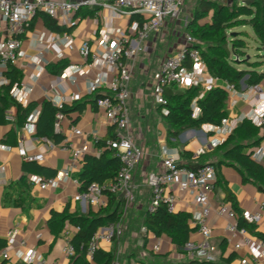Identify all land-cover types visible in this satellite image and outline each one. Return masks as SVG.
Listing matches in <instances>:
<instances>
[{"label":"crops","instance_id":"obj_1","mask_svg":"<svg viewBox=\"0 0 264 264\" xmlns=\"http://www.w3.org/2000/svg\"><path fill=\"white\" fill-rule=\"evenodd\" d=\"M189 1L191 2V0ZM213 1L222 4L229 2V0ZM195 6L196 4L192 8V13ZM83 14H86L84 18L87 19L81 21ZM76 17L79 21L69 34L73 37L74 44L77 46L84 40L88 41L89 44L96 43L99 39L98 31L105 22L111 21L113 27L125 28L127 26L126 18H114L106 11H102L100 16H95L92 9L85 8ZM86 22H89V24L86 25ZM174 22L167 19L161 30L158 33L151 34L148 40L143 43L144 51L137 57V60H140L137 67L139 79L134 84L132 83L133 78L129 82V85L132 84L133 91L132 93L130 91L128 101L129 132L135 145L143 151L142 158L133 172V201L126 205L119 196L112 195L106 196V206L102 208L80 204L74 200V196L79 192V187L73 184L72 179L78 180L77 176L81 172L82 165L77 172L72 174L70 179H63L60 175L69 161L71 147L83 148L86 152L85 155L98 157L103 148L95 146L97 141L109 140L111 139L110 136H113L112 129L107 126L103 113L97 107L94 110L88 102L81 113L73 112L69 116H65L59 134L62 136V140L58 143L46 138L36 137L35 130L33 133L24 131L22 129L24 125L22 127L16 126L13 110L11 109L6 115L12 114L13 121H7L5 116V124L0 126V239L6 240L7 233L16 230L17 234L13 243L15 247L20 248L22 251H35L45 258L47 264H69L70 261L64 257L63 250L66 243L70 242L76 234L78 228L66 223L60 234L53 235L47 226L51 213L66 211L68 215L85 216L89 213L96 214L99 210H104L107 214L117 209L121 213L117 224L120 225L122 234L115 236L110 243L100 242L98 248L105 253L113 254L111 264L191 263L192 261L184 255L183 251L179 252L166 235L156 237L147 232L143 226L144 217L148 213L147 206L151 199V189L146 184V177L150 172L159 173L163 171V160L170 154L179 156L180 166L212 165L215 172L218 173V178H216L214 190L210 195L211 207L214 208L215 205L220 203H227L232 207L228 202L229 200H226L224 192V188H226L232 195L239 213L242 211H260V222L257 224L246 223L250 230L245 229L253 238L260 239L255 233L264 237V194L258 192L252 184L242 181L239 173L226 160H223L224 153L220 147L227 136L230 135L226 133L227 126L235 121L240 123L245 120L244 117L251 110L252 103L243 101L238 97H234L235 103H233L227 97L226 119L222 122L223 129L218 133L209 131V125H203L198 130H185L176 140L167 137V127L162 119L164 109H160L161 107L156 105L152 98L154 85L152 76L166 57L176 53L185 45L184 37L178 45L171 46H169V39L164 37V31L168 25ZM38 23L44 29L38 31V33L45 35V37L49 34H57L44 27L40 15L34 19L33 32H37L36 26ZM82 23L85 24L83 27H81ZM244 27L249 28L252 34L249 37L255 44V57L262 56V51L258 50V43L252 29L249 26L240 28ZM240 28L231 30L229 34L234 36L241 33L242 29ZM60 47L62 48V46ZM22 50L29 57L38 56V50L31 45L27 37L22 38ZM247 51L248 46L245 52ZM66 53L67 50L63 49V57L57 59L50 49L43 50L42 65L45 63V66H43V71L37 78L35 68L31 66L28 60L21 62L26 65L25 70L21 71L18 66H15L23 75V83L33 88V91L20 103L21 105L26 106L31 102L40 104L43 100H46L45 94L49 91L51 84L62 89V97L79 94V101L81 102L95 98L86 94L83 77H79L76 84H71L69 81L59 80L60 73L51 74L47 71L49 65L57 64L60 61H66L67 65L80 63L77 53L75 56H68ZM258 60L261 59L258 58ZM247 62L253 63L255 61L251 62L249 55H246L245 58H240L237 64L238 69H246ZM258 71L263 72L264 66L259 67ZM41 80L44 82H41ZM214 83V87L219 88H223L226 84V82L216 78ZM259 85L262 87V94L257 97V100L264 102V80ZM247 86L244 81L243 83L240 81L236 89L243 92ZM200 89V94L203 95L206 90L204 87H200ZM72 104L66 105L71 106ZM34 110L40 112V107L38 106ZM74 127L80 129L83 135L74 136L72 133ZM11 131L14 132L13 138H15L17 144L19 140L25 138L29 147H34V149L32 148L34 151L42 145L41 139L52 142L55 148L46 153L42 163L24 162L17 154V144L14 146L10 144L12 139L10 141L6 139ZM263 131L264 127L260 129L259 135L260 137L263 136L262 139L264 140ZM218 141H221V143L218 144ZM258 164L264 168V160ZM52 173L57 180L56 185L45 191H41L36 185L28 182L29 175L49 178L47 175ZM169 194H172L176 199L175 212L188 213L191 216L188 225L193 231L189 234L188 241L200 242L201 237L196 233L192 224V218L198 212L193 194L191 192L181 193L176 187ZM224 223H226L224 219L217 217L214 213L211 215L209 242L216 249L215 256L217 259L212 264H239L241 259L248 257V253L244 248L238 251L233 249V245L241 243V239L237 236L231 238V243H229L227 239L230 237L225 231ZM104 229L105 227L98 231ZM20 241H24L26 245L20 247ZM157 243L160 244V250L154 252L153 247ZM87 261L89 264H94L92 259L88 257ZM0 264L23 263L15 258L10 262H4L0 257ZM258 264H264V262Z\"/></svg>","mask_w":264,"mask_h":264},{"label":"built area","instance_id":"obj_2","mask_svg":"<svg viewBox=\"0 0 264 264\" xmlns=\"http://www.w3.org/2000/svg\"><path fill=\"white\" fill-rule=\"evenodd\" d=\"M184 0H0V86L8 85L9 80L5 76L8 65L18 66L22 71L26 65L23 60H28L35 68L36 78L43 71V50L50 49L57 59L63 57V49L76 51L80 63L67 65L59 75V80L76 84L79 77L84 78L86 94L94 96L101 92L104 95L96 99V107L103 113L108 127L112 129L113 138L105 142L106 148L114 150V155L120 160V169L110 182L102 185L91 184L85 191H79L74 200L86 206L102 208L106 206V196H119L126 205H129L133 197L132 177L138 166L143 151L135 145L129 132V108L130 98L129 82L131 71L129 64L144 51L143 43L151 34L158 33L167 19L176 21L180 15ZM93 10L95 16H100L106 11L114 18H126L125 28L113 27L111 21L99 29V39L94 44L82 41L78 46L69 33L45 35L33 32L34 19L39 15H47L57 25L65 28L73 27L79 20L76 15L81 9ZM137 17V18H133ZM30 33V34H29ZM27 37L31 45L38 50V56L29 57L22 50V38ZM185 45L176 53L166 57L158 70L153 74L152 98L156 105H165L164 90L171 85H177L180 89L204 87L206 91L214 88V79L208 73L201 54L195 48L196 41L185 34ZM62 46V48L60 47ZM235 62H239L238 56H233ZM227 97L234 102V97L252 103L248 115L244 117L255 127H264V102H259L257 97L262 94L259 84L250 85L243 92H239L233 84L226 83L222 88ZM33 91L23 81L15 84L10 90V96L21 103L24 98ZM63 91L54 84L45 94V98L55 108L61 110L66 104H72L80 100L79 94L62 97ZM203 95H199L201 98ZM193 116L197 117L199 110L192 105ZM163 114L166 111L163 110ZM39 112L34 110L26 119L23 130L34 132ZM65 115L58 111L55 115L54 133H61V123ZM7 121H13L12 114L6 115ZM243 120V119H242ZM237 121L227 126L226 133L230 134L237 126ZM220 126L209 125V131L220 132ZM74 136H82L80 129H72ZM97 141V139L95 138ZM41 146L34 151L29 147L25 138L17 144V154L24 162L42 163L47 152L52 151L55 145L45 139ZM221 141H218L220 144ZM33 148V149H32ZM85 149H70V157L67 166L61 171L63 179H70L72 174L81 167V160L85 155ZM251 158L256 163L264 160V140L251 153ZM177 154L167 155L163 160V171L150 172L146 177V184L151 189V199L147 206V212L152 214L165 204L169 213L175 212V197L169 194L173 188L181 193L191 192L198 212L192 218V224L196 233L201 237L198 243L187 241L183 246L184 255L192 261L191 264L215 263L216 249L210 244V229L208 217L214 213L225 220V231L230 238L240 237L241 243L233 245L235 251L244 248L248 253L247 258L240 260L239 264H258L264 262V241L253 238L244 227H239V221L247 224H257L261 220L260 211H242L237 213L229 204L220 203L212 208L210 195L214 190L216 172L212 165L205 164L195 169L179 165ZM28 182L36 185L41 191H45L56 185V178H44L39 175H29ZM74 185L80 188V183L73 178ZM262 209V208H261ZM120 225L110 224L104 230L97 231L91 238L86 255L92 259L100 242L110 243L119 235ZM17 231L7 233V244L0 252L4 262H10L13 258L23 264H47L45 258L33 250L22 251L13 244ZM24 241L19 242L24 247ZM160 244L153 247L154 252H159ZM64 257L70 261L75 256V248L67 242ZM57 264V263H53Z\"/></svg>","mask_w":264,"mask_h":264},{"label":"trees","instance_id":"obj_3","mask_svg":"<svg viewBox=\"0 0 264 264\" xmlns=\"http://www.w3.org/2000/svg\"><path fill=\"white\" fill-rule=\"evenodd\" d=\"M82 10L77 15H80ZM40 16L44 27L50 32L63 34L71 33L74 30V26L71 28L61 27L49 16L44 14ZM85 16L86 14H83L82 18ZM243 26H249L252 29L262 56L258 57L261 60H256L253 63L247 62L246 69H238V63L234 61L233 56L245 58L247 45L241 33L233 36L229 32ZM185 34L196 41L195 48L200 52L206 69L213 78L233 84L235 87H238L239 82L243 79L248 86L259 84L264 80V71H258L259 67L264 66V0H229L226 4L213 0H199L192 13V18L186 23ZM66 66V61H60L57 64L49 65L47 71L51 74H59ZM5 76L9 80V84L0 86V126L5 124L6 113L12 109L16 126L22 127L31 112L39 106L40 112L35 124V135L39 138L53 140L55 143L62 140V136L54 133L53 130L55 115L58 111L65 116H69L73 112L81 113L88 102L95 110L96 99L104 95L98 92L93 96L94 99L76 101L71 106L64 105L61 110L46 100L40 104L31 102L23 106L10 96L11 88L23 79L21 71L10 64ZM200 93V87L181 90L177 85H171L165 88V105L160 106V109L166 111V114L162 115V119L167 127L169 139L176 140L185 130H198L203 125L220 126L226 119L227 93L219 87L206 91L201 98H198ZM193 104L199 110L197 117L193 116ZM260 129L263 128H257L245 119L237 124L220 147L224 153L223 160H226L239 173L242 181L252 184L258 192L264 194V168L251 158L252 151L263 140V136L259 135ZM13 137L14 132L11 131L6 139L7 141L12 139L10 144L16 146L17 143ZM110 137L113 138V136ZM106 141H97L95 144L96 147L103 148L98 157L88 154L83 156L82 169L77 176L80 183L79 191H85L91 184L102 185L110 182L117 175L120 169V160L114 155V150L106 148ZM186 167L195 169L199 165ZM47 176L53 177L54 174ZM216 176L218 178L217 172ZM224 192L226 200H229L228 202L234 210L239 213L229 190L224 188ZM120 217L121 213L117 209L107 214L106 211L99 210L96 214L89 213L85 216L68 215L66 211L63 213L52 212L47 226L53 235L60 234L66 223L78 228L70 241L75 248V256L70 259L69 264H89L86 249L91 238L99 229L110 224H117ZM190 219L191 216L188 213H169L166 205L162 204L155 213H146L143 226L147 232L156 237L166 235L176 249L181 252L188 241L189 234L193 231L188 225ZM238 225L250 230L241 220ZM255 235L264 240L261 234L255 233ZM6 244V240L0 239V252ZM112 261L113 254L105 253L100 249H97L92 257L94 264H111Z\"/></svg>","mask_w":264,"mask_h":264},{"label":"rangeland","instance_id":"obj_4","mask_svg":"<svg viewBox=\"0 0 264 264\" xmlns=\"http://www.w3.org/2000/svg\"><path fill=\"white\" fill-rule=\"evenodd\" d=\"M189 0H186L182 7H181V11H180V15L178 17V19L171 25H168V27L166 28V30L164 31V37L165 39L168 38L169 39V43L171 45H178L181 41V39L185 36V26L186 23L188 22V20L190 19V17L192 16V8L193 6L197 3L198 0H191V2H188ZM87 18H82L81 21L86 20ZM89 22H86V25H88ZM85 24L82 23L81 27H83ZM242 29L241 34L243 35V39L246 42V45L248 46V51L246 52V55H249V60L252 61H256L258 58L255 57L256 54V50L254 49L255 44L252 42V39L249 37V35H252L251 32L249 31V28H240ZM44 30L43 27L40 25V23L37 24L36 26V31H41ZM30 34V33H29ZM162 49V48H161ZM163 50V49H162ZM66 55H76V51H67ZM242 59V58H241ZM77 60V58H76ZM140 62V60L137 58L131 62L129 64L130 66V71H131V79L132 83H136L137 80L139 79V72L137 70L138 67V63ZM239 63V62H237ZM41 82H44L43 80H41ZM47 85V84H46ZM129 89L132 91V84L129 85ZM217 207V205L214 206V208ZM213 213H211L208 217V226H209V221L211 218V215ZM225 225V223H224ZM121 228V227H120ZM120 235L122 234V230L120 229Z\"/></svg>","mask_w":264,"mask_h":264},{"label":"water","instance_id":"obj_5","mask_svg":"<svg viewBox=\"0 0 264 264\" xmlns=\"http://www.w3.org/2000/svg\"><path fill=\"white\" fill-rule=\"evenodd\" d=\"M244 79L242 80V83H243Z\"/></svg>","mask_w":264,"mask_h":264}]
</instances>
